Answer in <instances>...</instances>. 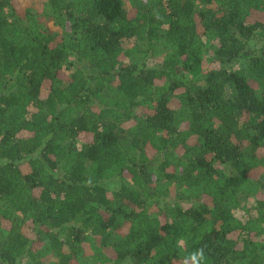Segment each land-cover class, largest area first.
<instances>
[{
    "label": "trees",
    "instance_id": "obj_1",
    "mask_svg": "<svg viewBox=\"0 0 264 264\" xmlns=\"http://www.w3.org/2000/svg\"><path fill=\"white\" fill-rule=\"evenodd\" d=\"M18 1L0 264H264V0Z\"/></svg>",
    "mask_w": 264,
    "mask_h": 264
},
{
    "label": "rangeland",
    "instance_id": "obj_2",
    "mask_svg": "<svg viewBox=\"0 0 264 264\" xmlns=\"http://www.w3.org/2000/svg\"><path fill=\"white\" fill-rule=\"evenodd\" d=\"M126 1V0H125ZM33 5V0H19L16 2V6L20 11H24L27 7ZM132 43H125V47H131ZM247 66V61H242L238 65H236L235 69L244 68Z\"/></svg>",
    "mask_w": 264,
    "mask_h": 264
},
{
    "label": "clouds",
    "instance_id": "obj_3",
    "mask_svg": "<svg viewBox=\"0 0 264 264\" xmlns=\"http://www.w3.org/2000/svg\"><path fill=\"white\" fill-rule=\"evenodd\" d=\"M203 253H202V250L198 253H195L193 258L196 259L197 257H202Z\"/></svg>",
    "mask_w": 264,
    "mask_h": 264
}]
</instances>
